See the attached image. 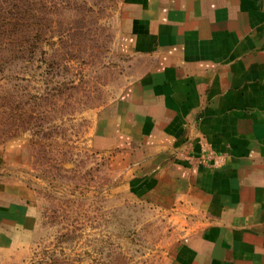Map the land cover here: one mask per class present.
Wrapping results in <instances>:
<instances>
[{"label":"crops","instance_id":"1","mask_svg":"<svg viewBox=\"0 0 264 264\" xmlns=\"http://www.w3.org/2000/svg\"><path fill=\"white\" fill-rule=\"evenodd\" d=\"M126 51L144 73L100 112L99 143H132V191L179 200L203 227L177 264H264V0H126ZM0 147V251L38 208ZM204 158H207L203 160Z\"/></svg>","mask_w":264,"mask_h":264},{"label":"rangeland","instance_id":"2","mask_svg":"<svg viewBox=\"0 0 264 264\" xmlns=\"http://www.w3.org/2000/svg\"><path fill=\"white\" fill-rule=\"evenodd\" d=\"M126 0H0V147L38 208L0 264H177L204 225L179 200L132 191V143H99L100 112L146 68L126 51Z\"/></svg>","mask_w":264,"mask_h":264},{"label":"built area","instance_id":"3","mask_svg":"<svg viewBox=\"0 0 264 264\" xmlns=\"http://www.w3.org/2000/svg\"><path fill=\"white\" fill-rule=\"evenodd\" d=\"M205 159H207V158H204L203 160H205Z\"/></svg>","mask_w":264,"mask_h":264}]
</instances>
